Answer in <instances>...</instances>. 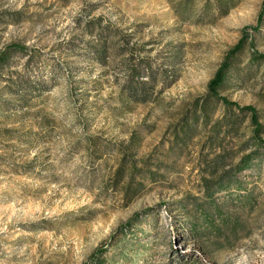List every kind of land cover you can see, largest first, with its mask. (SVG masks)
<instances>
[{
	"label": "rangeland",
	"instance_id": "374dc122",
	"mask_svg": "<svg viewBox=\"0 0 264 264\" xmlns=\"http://www.w3.org/2000/svg\"><path fill=\"white\" fill-rule=\"evenodd\" d=\"M263 1L0 0V264H264Z\"/></svg>",
	"mask_w": 264,
	"mask_h": 264
},
{
	"label": "trees",
	"instance_id": "16d2710c",
	"mask_svg": "<svg viewBox=\"0 0 264 264\" xmlns=\"http://www.w3.org/2000/svg\"><path fill=\"white\" fill-rule=\"evenodd\" d=\"M264 11V1L262 4V12ZM106 36L108 38H110V36L112 35L111 31H107ZM242 46H243V39H241L229 52L228 54L225 56V58L223 59V61L221 62L219 68L217 69V71L215 72L213 78L208 82V92L210 94L211 97L216 98L218 101L222 102L225 106L228 107H236L237 105L235 103H230L228 101H226L223 97H221L218 93L219 89L223 86L224 82H225V78H226V73L229 70L230 66H231V62L233 60V57L236 56L238 53H240V51L242 50ZM107 50V46L103 45V47L101 48V50L99 51V55L98 57H102L104 51ZM9 51L5 52L2 51L0 52V64H5L8 62L9 59ZM256 61H260V60H264V55H258L257 58H255ZM241 112L243 113H250L252 115V121L253 123L256 124L257 128V132L260 130V126L258 125V123L256 122V114L253 112V109H251L250 107H238Z\"/></svg>",
	"mask_w": 264,
	"mask_h": 264
}]
</instances>
